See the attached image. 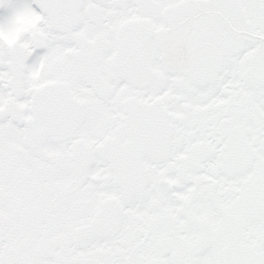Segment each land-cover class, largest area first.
I'll list each match as a JSON object with an SVG mask.
<instances>
[{"label":"snow or ice","instance_id":"snow-or-ice-1","mask_svg":"<svg viewBox=\"0 0 264 264\" xmlns=\"http://www.w3.org/2000/svg\"><path fill=\"white\" fill-rule=\"evenodd\" d=\"M0 264H264V0H0Z\"/></svg>","mask_w":264,"mask_h":264},{"label":"flooded vegetation","instance_id":"flooded-vegetation-1","mask_svg":"<svg viewBox=\"0 0 264 264\" xmlns=\"http://www.w3.org/2000/svg\"><path fill=\"white\" fill-rule=\"evenodd\" d=\"M12 4L17 6L23 4H31L32 0H9ZM10 16V9L9 8H0V22L5 21Z\"/></svg>","mask_w":264,"mask_h":264}]
</instances>
